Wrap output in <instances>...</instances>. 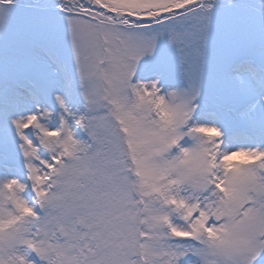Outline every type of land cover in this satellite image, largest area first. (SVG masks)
<instances>
[{"label": "snow or ice", "instance_id": "1", "mask_svg": "<svg viewBox=\"0 0 264 264\" xmlns=\"http://www.w3.org/2000/svg\"><path fill=\"white\" fill-rule=\"evenodd\" d=\"M0 264H264V0H0Z\"/></svg>", "mask_w": 264, "mask_h": 264}]
</instances>
